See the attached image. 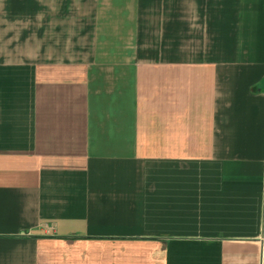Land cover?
I'll use <instances>...</instances> for the list:
<instances>
[{
	"label": "crops",
	"instance_id": "0c3cea01",
	"mask_svg": "<svg viewBox=\"0 0 264 264\" xmlns=\"http://www.w3.org/2000/svg\"><path fill=\"white\" fill-rule=\"evenodd\" d=\"M0 264H264V0H0Z\"/></svg>",
	"mask_w": 264,
	"mask_h": 264
}]
</instances>
